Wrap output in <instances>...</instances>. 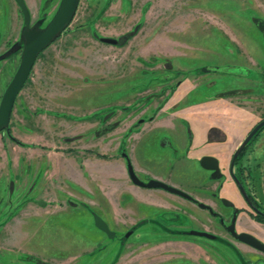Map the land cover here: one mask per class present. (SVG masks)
Wrapping results in <instances>:
<instances>
[{
  "label": "rangeland",
  "instance_id": "obj_1",
  "mask_svg": "<svg viewBox=\"0 0 264 264\" xmlns=\"http://www.w3.org/2000/svg\"><path fill=\"white\" fill-rule=\"evenodd\" d=\"M59 3L31 4L30 26L44 28ZM11 5L0 0L1 40L10 33ZM23 42L21 32L1 53L15 56L6 61L14 62L11 66L0 63V76H6V67L9 72L0 98L19 65ZM203 107L207 113L201 118L210 124L216 118L214 125L221 129L212 138L229 140L222 153H213L218 155L215 176L192 169L194 185L209 187L198 201L211 205L216 217L198 207L192 211L163 191L152 219L134 221L121 209L110 228L112 238L92 226L95 207L109 211L117 202L126 207V197L120 198L126 190L117 163L121 153L149 173L165 168L162 143L171 137L163 122L193 121L197 130L198 113L187 114ZM151 117L154 123L134 128ZM263 117L264 0H79L69 24L37 56L0 131V170L6 175L0 178V196L11 198L0 218L34 195H39L34 204L37 199L47 203L41 216L30 219L29 230H35L29 241H20L16 231L19 215L0 227L9 249L2 251L0 264H15L16 257L18 264H264V252L225 230L233 209H250L229 174L230 155ZM6 155L9 164L3 168ZM16 158L27 161L17 164ZM240 170L244 187L264 212V128L234 165V172ZM28 187L34 195L23 201L15 203V193L8 194L14 189L20 196ZM236 219L237 231L249 230L264 242V224H253L246 213ZM191 229L215 239L180 232ZM39 250L69 254L49 259Z\"/></svg>",
  "mask_w": 264,
  "mask_h": 264
},
{
  "label": "crops",
  "instance_id": "obj_2",
  "mask_svg": "<svg viewBox=\"0 0 264 264\" xmlns=\"http://www.w3.org/2000/svg\"><path fill=\"white\" fill-rule=\"evenodd\" d=\"M43 1L44 0H24L25 4L29 10L30 18H32V5L31 4L41 3ZM10 2L12 4L10 7L12 23L10 24V33L5 34V37L3 40L0 39V42L2 41V43H0V55H2L4 52L7 51L9 42H14L19 38V36L22 32V29H23V25H24L23 19L19 15V7H18L16 1L14 0V2H13V0L12 1L10 0ZM12 56H15V54L11 55V56L9 55L6 58L3 57V59H0V63H3V64L8 63L7 66H11L14 62H6V61H7V59H9ZM5 70H6V76H3V77L0 76V90L3 89L5 80L8 76V73H9L7 70V67L5 68ZM164 109H165V107L162 110H164ZM206 111H207V108L203 107V108H198L197 111H195L194 113L187 114V115H193V114L198 113L197 115L199 117H198V119H195L196 126L198 129L195 130L194 125H193V129H194L195 133L199 132L201 139L204 138L203 133H204V130L207 129L208 126L217 124L216 118H211V120L213 121V123H211V124H210V122H207L205 119L201 118L202 115L204 116L207 113ZM172 119H169L168 122L167 121L163 122V125H165V126H163L162 128H163V130L170 132L172 139L175 141V144H177V146L179 147V151L183 152L186 148V141L182 140V135L180 134L179 131H176V127H174L172 125L173 124ZM155 120H153L152 122L154 123ZM152 122H149V123H152ZM192 124H193V121H192ZM226 126L227 125H225L223 127L227 128ZM162 157H163L162 166H165V168L159 169L158 171H153L152 173H149L146 170L145 165L143 166L139 162L135 163V161H134V163L132 162L134 171L137 174V176L140 179H147V178L159 179L163 182L173 184L174 186L180 187L182 189L190 190L191 187L194 185V181H193V178L191 176L193 174L192 169H194L196 164H197L196 161L195 160L194 161H188L187 159L178 160V159L172 158V156H169L167 153H163ZM8 159L9 158L6 155L5 159H4V163H3V168L4 167L7 168V163L9 164ZM16 159L17 160L16 161L14 160V161L17 164H21V163H24L25 161H27V158H26V160L25 159L23 160L20 158H16ZM28 159H34L35 160L36 157H31ZM121 160L124 162L120 161L119 159L117 162L119 165V169H120L119 170V177H120V182H122L124 184V186L126 187V190H124V192H122L125 196L120 195V198L126 197V202H127L126 207L120 206L119 205L120 202H117L116 204H113V206L111 205L112 207L109 210L110 212L108 210L104 209L103 207H95V209L93 208L94 211H96V213H97L96 215H98L100 218H102L106 222L109 229L114 228L115 223H116L115 222L116 221L115 220V212H118L121 209L122 210L125 209L126 211H128V213H129L128 216L130 218H132L134 221H136V220H140L143 218H153L155 211L157 209H160L159 206H162L155 199L157 196H160V195L163 196V193H164L163 190L159 189L160 191H157L155 189H148V188H143V187H139L137 185H134L130 181L125 159L122 158ZM16 175H19V173ZM2 176L6 178L5 172L3 174L2 171L0 170V178ZM4 184L9 185V182L4 181ZM54 186H55V183L53 184V187ZM12 190H14V189H10L8 194H9V196L10 195L13 196L12 194L15 193L14 196L17 198L12 197V198H14L15 203L19 202L20 197L22 198L21 201H23L25 196L34 195V194H30L31 190L29 189V187H28V189H25L20 194V196L18 195L17 190H16V192L12 191ZM52 192L54 194H56L55 190ZM34 196H39V195H34ZM33 197L27 198L25 200L24 204H26V205L22 204V206H21V205L17 204L18 209L15 212H13L12 215L9 216L8 218H6L5 220L0 218V227L6 226V225L9 226L13 220L18 219V215H19L20 221L17 222L16 231L20 232V235H19V238L21 239L20 241H29L30 238L33 237L32 233L35 229H33L32 232L29 230V227L32 226V224H30V219H32L34 217L41 216L43 214V212L45 211V207L47 206V203L45 202V200H41V199H37L36 204H34L33 203ZM6 200L10 201L11 198L9 197L8 199H4V197L0 196V212L2 211V206ZM36 206H38L39 208H35ZM114 206H116V208H114ZM41 207H43V208H41ZM40 208L42 210H40ZM93 215H95V214H92V216L90 214V217L92 220V226L97 228L94 224ZM19 225H20V227H19ZM97 229H99V228H97ZM100 231H102V230H100ZM103 233H105V232H103ZM114 235H115V232H114ZM3 243H4L3 238H0V257H2L1 256L2 251H4V250H5L4 252L9 251V249H5L6 245H3ZM5 244H7V243H5ZM74 244H83V243H74ZM66 247L68 248L69 246H66ZM63 249L66 251L64 245H63ZM29 250L33 251V253H34V250H32V248L31 249L29 248ZM40 253H41V256H45V257L51 259L53 257L58 256L61 253L63 254L64 252H61V253L59 252L55 256L47 255L46 253H42V251H40ZM68 254L69 253L66 252V254H63V255H68ZM255 259L257 261L261 258L259 256H256ZM10 260H11V258H10ZM18 261H21V260L16 257L14 263L18 264Z\"/></svg>",
  "mask_w": 264,
  "mask_h": 264
},
{
  "label": "water",
  "instance_id": "obj_3",
  "mask_svg": "<svg viewBox=\"0 0 264 264\" xmlns=\"http://www.w3.org/2000/svg\"><path fill=\"white\" fill-rule=\"evenodd\" d=\"M17 5L19 6L22 16H23V22H24V28L22 30V36H23V48L21 51V58L19 65L13 74L11 80L5 87L1 98H0V131L6 127L9 123L10 116L12 113L13 105L15 102V99L24 86L30 71L33 68V65L35 63V60L39 53L44 50L63 30L64 28L69 24L71 19L73 18L78 1L79 0H60L59 6L53 15V17L49 20L47 25L44 28H37L36 26H29L30 25V15L28 8L24 2V0H15ZM101 40L106 43L115 44L116 40L113 38H106L102 37ZM17 45H14L12 47V50H16ZM3 55L0 56L2 58ZM264 125V118L260 120L247 134V136L243 139L241 144L238 146V148L235 150L233 157H232V164L237 157L238 153L241 151V149L247 145L248 141L251 139V137ZM204 164V161H202ZM213 167L212 165H207V168ZM129 174L132 179V181L135 184L145 186L148 188H161L168 192L188 197L187 194H185L183 191L168 185L164 182H161L156 179H150L148 182H142L139 180L129 167ZM241 192L244 194V196L247 198L246 193L241 185V183L235 179ZM223 201L227 204L226 199H223ZM201 207H204L202 203H200ZM94 224L97 228L102 230L106 233V235L109 238H112L114 236V232L111 231L106 224V222L100 218L98 215H93ZM234 223H235V216L232 218V223L230 224L228 230L229 232L235 236V238L243 243H246L253 248L260 250L264 252V243L259 240L254 235L248 233V232H240L236 233L234 230ZM192 235H198V236H204L208 239H214L215 235L205 232V231H197V230H191L189 232ZM131 232H126L125 236H129Z\"/></svg>",
  "mask_w": 264,
  "mask_h": 264
},
{
  "label": "flooded vegetation",
  "instance_id": "obj_4",
  "mask_svg": "<svg viewBox=\"0 0 264 264\" xmlns=\"http://www.w3.org/2000/svg\"><path fill=\"white\" fill-rule=\"evenodd\" d=\"M79 3V1H78ZM19 7V6H18ZM77 9V8H76ZM29 11V10H28ZM76 12V11H75ZM19 13L23 19V16H22V13H21V10L19 8ZM30 15V13H29ZM30 21H31V18H30ZM30 26V25H29ZM31 27V26H30ZM24 28V27H23ZM23 30V29H22ZM102 41V40H101ZM106 43V42H105ZM10 44V43H9ZM110 44V43H109ZM9 47V45H8ZM158 97V96H156ZM161 105V104H160ZM165 105H161L160 106V109L161 110L162 108H164ZM191 116V115H190ZM264 118V117H263ZM262 118V119H263ZM154 119V117H151L149 122H151L152 120ZM260 119V120H262ZM191 120V119H190ZM259 120V121H260ZM258 121V122H259ZM149 122H142V120H140V122L138 123L137 126H133L134 128H137L139 127L141 124H145V123H149ZM257 122V123H258ZM256 123V124H257ZM255 124V125H256ZM174 127H176V131H179L181 135H183V131H184V136H185V141H186V148L185 150L182 152V151H179V147L177 146V144H175V141L172 139L171 135L169 138V140H167L166 143H162L163 147H164V150L162 151L163 153H167L169 156H172V158H175V159H178V160H181V159H187L188 161H194L195 158L197 156H199V159L198 161H196V166L195 167H201L203 172H202V175H206L205 174V170L207 171H210L211 172V175H214L215 176V173L218 169V163H217V157L218 155L217 154H213L214 152H219V153H222L224 150H222L224 146H226L227 148V142L229 140H225V139H222V140H219V141H216L214 140V137L215 136V132L216 131H221V129L218 127V126H215V125H210L207 127V129L204 130V138L201 139L200 137V134L199 132H196L194 131L193 129V125L192 122H188V123H183V122H180V125L178 124V122H173L172 124ZM254 125V126H255ZM162 126H165V125H162ZM253 126V127H254ZM252 127V128H253ZM251 128V129H252ZM264 128V125L251 137V139L248 141L247 145L244 146L241 151L238 153L237 157L235 158L233 164H232V157H233V154L235 152V150L238 148V146L241 144V142L243 141V139L247 136V134L250 132V130L247 132L246 136L240 141V143H238V145L234 148V150L232 151L231 155H230V162H229V174L231 176V178L233 179L235 185H236V188L238 189V193L239 195L242 197V200L249 206V210L248 211H245L243 208H236V209H233L232 210V213H231V216H230V224L232 223V218L233 216H235V223H234V230L236 231V233H240V232H248L252 235H254L255 237H257L259 240H263L261 239V237H259L258 235L254 234L253 232L249 231V230H241V231H237L236 230V218H237V215L238 214H241V213H246L247 216L249 217V221L252 222L253 224L255 223L256 225H259L258 227H260L262 224H264L263 220H264V212L261 211L258 207V204L252 199V197L249 195V193L247 192L246 188L244 187L242 181H241V170H240V173H238V171L234 172L233 171V167L234 165L236 164V162L238 161V159L240 157H242V155L244 154V152L247 150V148L251 145V143L254 141V139L256 138V136L259 134V132ZM164 131V130H163ZM166 131V130H165ZM168 132V131H167ZM165 133L166 135L168 133ZM170 133V132H169ZM196 142V143H195ZM216 142H219L216 144ZM198 153V154H197ZM121 157L124 158L126 160V167H127V171L129 170V167L131 168V170L133 171L134 175L139 179L141 180L142 182H148V180L150 179H154V178H147V179H140L137 174L135 173L134 171V168H133V164L131 162V159L127 156L126 152L123 151L121 153ZM202 161H204V164L202 163ZM128 162V163H127ZM207 165H212L213 167L211 168H207ZM128 175H129V178H130V181L134 184V185H137L139 187H143V188H148V187H145V186H141V185H138V184H135L131 177H130V174H129V171H128ZM237 179L245 193H246V196L247 198L244 196V194L241 192L236 180ZM156 180H159V179H156ZM161 181V180H159ZM163 182V181H161ZM201 183H204V181L202 180ZM170 184V183H169ZM168 184V185H169ZM171 186L183 191L185 194L188 195V197H184V196H180V195H177V194H174V193H171V192H168L164 189H161V188H148V189H160V190H163L165 192H168L172 195H175L177 198L181 199V202L180 201V204L182 205H185L186 207L190 208L192 211L194 210V207H198V208H201L202 210L206 211L207 213H209L211 216L213 217H216V212L212 209V206L209 205V204H204L202 202H199L198 201V196L202 194V190H209V187H206L204 186L203 188L204 189H200L199 187H196V185H193L191 187L190 190H186V189H182L180 187H177V186H174L173 184H170ZM202 188V187H201ZM205 194V193H204ZM179 201V200H178ZM227 202H229V204L225 203L223 201V199H221V203L226 206L227 208H232L233 207V202H230L227 200ZM184 203V204H183ZM200 203L203 204L204 207H201L200 206ZM147 219H152V218H147ZM230 224H228V226L225 227V230L233 237L235 238V236H233L228 228L230 226ZM264 226V225H263ZM253 227V226H251ZM257 226L253 227V228H258ZM191 230H197V231H204L202 229H191ZM187 231L185 232V230H181L180 232L182 234H189V235H192L190 234L189 232L191 231ZM253 231H255V229H252ZM207 232V231H205ZM209 233V232H208ZM194 236H198V235H194ZM200 237H204V236H200ZM215 239V238H214ZM236 239V238H235ZM237 240V239H236ZM239 241V240H238ZM241 242V241H240ZM263 242V241H262ZM243 243V242H241ZM264 243V242H263ZM245 245H248L246 243H243ZM250 246V245H248ZM252 247V246H250ZM253 248V247H252ZM255 249V248H253ZM257 250V249H255ZM260 251V250H258ZM262 252V251H261Z\"/></svg>",
  "mask_w": 264,
  "mask_h": 264
},
{
  "label": "trees",
  "instance_id": "obj_5",
  "mask_svg": "<svg viewBox=\"0 0 264 264\" xmlns=\"http://www.w3.org/2000/svg\"><path fill=\"white\" fill-rule=\"evenodd\" d=\"M10 54H8V55H3V57H7V56H9ZM205 70H207V69H205ZM16 143H20L17 139H15L14 140Z\"/></svg>",
  "mask_w": 264,
  "mask_h": 264
}]
</instances>
